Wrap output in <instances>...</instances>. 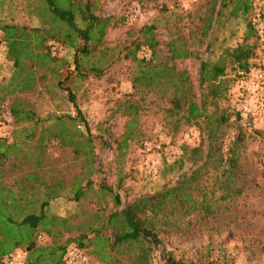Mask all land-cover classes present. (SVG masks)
Returning <instances> with one entry per match:
<instances>
[{
	"label": "rangeland",
	"instance_id": "obj_1",
	"mask_svg": "<svg viewBox=\"0 0 264 264\" xmlns=\"http://www.w3.org/2000/svg\"><path fill=\"white\" fill-rule=\"evenodd\" d=\"M92 1L95 13L109 16L110 23L97 52L87 56L83 64L102 67V74L98 78L89 74L84 79L73 80L70 85L75 94L76 107L81 111L87 129L84 130L81 124L78 128L93 138L92 162L88 159L91 157L90 146L83 149L86 153L83 154L79 148L75 151L74 144L61 145L57 139L45 138L42 152L33 137H25L30 130L37 136L41 123L35 126L31 121L24 120L13 124L6 109L0 118V128L5 133L4 137H0L1 149H5L6 155L4 164L8 166L9 163H14L17 167L4 171L5 181L17 182L21 176V183L25 184H33L30 180L35 177L40 180L41 185L60 178L65 182L57 195L48 202L46 212L64 218V222L57 221L56 227L48 226L50 235L38 232L34 236L35 245L45 248L66 243L65 248L77 247L76 243L68 242L67 239L85 234L83 246L79 248L85 253L87 264H125L127 253L114 254L101 260L99 252L103 246L90 231L91 228L102 227L100 236L105 238L109 233L104 225L105 217L114 209L109 195L102 193L98 187L100 178L105 184H119L120 205L116 207L119 208L139 195L153 193L164 185L172 184L180 172L188 171L192 165L188 160L189 151H183V146L192 148L203 140L204 148V135L196 126L181 124L175 132L171 131L170 125L165 124L168 121L163 112L166 104L151 93L147 94L144 101H140L135 94L139 106L137 105L134 113L125 116L114 112L115 102L121 101V94L132 91L131 78L138 70L137 61L131 59L130 55L124 57L125 46L132 50L133 45L129 44L131 40L146 39L144 28L147 26L153 27L156 60L164 59L168 64L184 70L192 83H197L199 59L218 62L223 67V77L228 79L229 87L226 97L218 100V106L240 110L243 116L241 123L247 125V128L241 126L245 134L250 135L240 160L246 182L244 194L228 212L209 220L196 221L190 235L181 239L179 246L196 247L207 241L213 237L210 232L213 227L225 231L244 230L264 239V119L252 114V108L256 105L254 96L259 88L254 72L259 71L264 81V13L259 9L264 4L263 0H253L252 8L243 17H230L228 5L212 20L204 36L200 32L199 16L208 14L212 0ZM39 3V0H0V20L5 23L39 26V18L31 10L33 5ZM216 7L217 3L214 13ZM256 14H259L260 20L248 26L247 23H252ZM255 25H259L262 31L257 30ZM237 46L250 47L254 54L250 59L252 69L243 77H237L233 70L232 52ZM52 48L55 56L63 60L62 63L59 62L58 69L62 73L72 70V48L56 44ZM148 52L147 48L141 46L135 53V58L139 59ZM5 54L6 48L0 43V108H6L13 102L22 110H33L42 120L51 115L74 114V107L66 100V92L56 87L53 73L46 74L28 90L11 91L14 83L10 78L14 75L15 68ZM249 82H252L254 91L252 95L246 96L245 84ZM230 121L231 126L226 128L228 137L235 130L233 117H230ZM66 124V129L69 130L65 129L64 132L69 136L72 125L68 122ZM250 128L259 129L262 133H252ZM105 136L108 139L105 143H100L99 140ZM227 140L225 137L226 142ZM84 158L87 159L85 162ZM89 165L93 170L99 168V171L88 174ZM86 175L92 183L88 189L84 187ZM23 177L26 181L22 180ZM118 177L120 182H117ZM76 179L84 188V193L73 200L69 183ZM52 184V188L56 189L55 183ZM34 186L36 188L33 191L25 186L21 196L33 198L40 194L41 197L49 195V191L41 193V186ZM28 210L35 212L37 208ZM15 249L27 254L24 244ZM162 249L163 247L159 249L160 254ZM234 264L243 263L237 260Z\"/></svg>",
	"mask_w": 264,
	"mask_h": 264
},
{
	"label": "trees",
	"instance_id": "obj_2",
	"mask_svg": "<svg viewBox=\"0 0 264 264\" xmlns=\"http://www.w3.org/2000/svg\"><path fill=\"white\" fill-rule=\"evenodd\" d=\"M39 1L31 8L39 18V26L0 20V43L6 48V58L12 61L15 68L10 78L14 83L11 91L28 90L46 74L53 73L56 87L66 92V100L74 107V114L51 115L42 120L33 110H22L10 102L6 108H0V118L6 109L13 124L24 120L31 121L35 126L41 123L37 136L30 130L25 137H33L42 152L48 138L57 139L61 145L74 144L75 151L79 148L83 154H86L83 149L90 146L91 157L88 159L92 162L93 138L78 128L81 124L84 130L87 129L70 85L73 80L84 79L89 74L95 78L102 74V67L92 64L85 66L83 60L97 52L110 23L109 16L97 15L92 0ZM252 2L212 0L208 14L199 16L201 36L206 35L212 20L228 5V15L235 18L243 17L252 8ZM152 29V26L144 28L146 39L143 41L133 39L129 42L133 45L132 50L125 46L124 57L130 55L131 59L137 61L138 70L131 78L132 91L121 94V101L115 102L114 112L125 116L134 113L139 106L135 94L140 101H144L151 93L166 104L163 112L168 121L165 124L170 125L172 132L181 124L194 125L204 135L205 146L202 147L203 140L192 148L183 146V151H189L188 160L192 165L188 171L180 172L172 184L164 185L153 193L139 195L119 208H116L120 205L119 184H105L100 178L98 187L102 193L109 195L114 209L105 217L104 225L109 230L105 238L100 236L102 227L90 230L95 240L103 246L99 258L103 260L114 254L127 253L125 264H234L237 260L243 264H264V239L244 230L225 231L213 227L210 229L213 237L207 241L196 247L179 246V241L190 235L196 221L209 220L228 212L244 194L246 182L240 160L250 135L245 134L242 128H247V125L241 123L243 116L240 110L218 106V100L226 97L229 87L228 79L223 77V67L218 62L199 59L197 83H192L184 70L168 64L164 59L156 60V41ZM53 44L72 48V70L62 73L58 69L59 62L63 60L55 56ZM141 46L149 52L137 59L135 53ZM253 55L250 47L237 46L233 50V70L237 77L246 76L252 69L250 59ZM230 117H233L235 130L228 137L226 128L231 126ZM48 120L51 121L42 124ZM67 122L72 125L69 136L64 132ZM250 129L252 133H262L256 128ZM225 137L228 138L227 142ZM106 139L108 136L99 142L105 143ZM1 146L0 264H4L3 256L9 255L15 248H21L22 244L27 250L22 264H62L66 243L40 248L35 245L34 236L40 231L50 235L48 226L56 227L57 221L64 222V218L46 213L48 202L63 187L64 180L60 178L49 183L43 180L41 185L35 177L30 180L33 184H25L21 183L20 176L17 182L8 183L4 180V171L17 167L14 163H9L10 166L4 164L6 155ZM93 171H99V168L93 170L89 165L88 174ZM22 180L26 181L24 177ZM78 181L76 179L69 183L73 200L84 193ZM52 182L56 189L52 188ZM117 182H120L119 177ZM35 184L41 186V193L49 191V195L23 198V188L26 186L33 191ZM91 184L86 175L84 187L88 189ZM32 207L37 211L28 210ZM85 237V234H80L67 241L76 243L79 248L83 246L82 239ZM161 247L162 254L159 253Z\"/></svg>",
	"mask_w": 264,
	"mask_h": 264
},
{
	"label": "built area",
	"instance_id": "obj_3",
	"mask_svg": "<svg viewBox=\"0 0 264 264\" xmlns=\"http://www.w3.org/2000/svg\"><path fill=\"white\" fill-rule=\"evenodd\" d=\"M264 2V0H263ZM261 9L264 13V4H262V8ZM259 14H260V10ZM259 14L254 15L253 16V20L251 21V24H255L256 22H258L259 19ZM256 29L259 31H262L261 27L259 25H255ZM146 56V54H145ZM254 78L257 82H259V88H258V93L255 98V102L252 108V114L256 117V118H260V119H264V81L262 79V75L259 71L254 72ZM240 82H242V80H239ZM252 82H249L248 84H245V95L246 96H250L253 94V87H252ZM257 85V84H256ZM5 133L3 128H0V137H4ZM3 262L4 264H22L23 260H24V254L21 250H14L13 252H11L9 255H5L3 256ZM87 257L85 255V253L77 247L74 246H69L65 249L63 255H62V264H87Z\"/></svg>",
	"mask_w": 264,
	"mask_h": 264
}]
</instances>
